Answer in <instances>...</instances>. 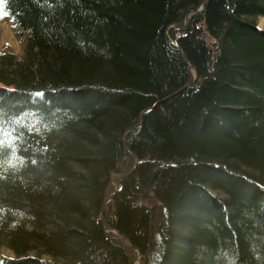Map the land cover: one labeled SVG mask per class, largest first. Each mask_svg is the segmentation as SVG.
<instances>
[{
	"label": "trees",
	"instance_id": "1",
	"mask_svg": "<svg viewBox=\"0 0 264 264\" xmlns=\"http://www.w3.org/2000/svg\"><path fill=\"white\" fill-rule=\"evenodd\" d=\"M205 1L0 0V264H264V0Z\"/></svg>",
	"mask_w": 264,
	"mask_h": 264
},
{
	"label": "rangeland",
	"instance_id": "2",
	"mask_svg": "<svg viewBox=\"0 0 264 264\" xmlns=\"http://www.w3.org/2000/svg\"><path fill=\"white\" fill-rule=\"evenodd\" d=\"M0 23L1 24H3V25H6L7 26V28H8V30H9V33H8V35L7 36H4V38H1L0 37V51H2V50H4V49H6V48H9V49H11V50H14L15 52H17V53H19V54H21V52H22V43H21V40L16 36V34H15V32H14V30H13V27H12V24L10 23V22H8L7 21V19H3V18H0ZM259 25L262 27V29H264V17L263 18H261L260 19V21H259ZM259 26V27H260ZM178 35V33H176V36ZM38 93V92H37ZM38 95H39V93H38ZM119 175H121V174H119V173H114L113 175H112V179H111V191H110V193H109V195L108 196H110L112 193H114L115 192V190H116V183H119L120 184V182L118 181L120 178H122V177H120ZM121 185V184H120ZM112 199V198H111ZM153 198H151V200H148V203H149V205L151 204V205H154V206H156L157 207V210L161 213V214H163V212L164 211H162L164 208H162L161 207V204H159L158 202H156L155 201V199H153ZM110 200V199H109ZM109 200L107 201V202H109ZM150 205V206H151ZM163 217V216H162ZM107 230H109V231H111V229H107ZM113 232H114V234L116 235V234H118L117 232H115L114 230H112ZM113 234V233H112ZM113 234V235H114ZM126 240V242L125 243H128L129 244V241H127L128 239H125ZM2 251H3V253L4 254H6V255H13L12 254V252H11V250H10V248H8L7 246H3L2 247ZM136 256H137V258H136V260H135V264H139V262H140V253H139V251L137 252V254H136ZM136 256H134V257H136Z\"/></svg>",
	"mask_w": 264,
	"mask_h": 264
},
{
	"label": "water",
	"instance_id": "3",
	"mask_svg": "<svg viewBox=\"0 0 264 264\" xmlns=\"http://www.w3.org/2000/svg\"><path fill=\"white\" fill-rule=\"evenodd\" d=\"M206 1H208V0H206ZM206 1H205V3H206ZM205 3L200 7V8H198V9H193V10H190L189 12H188V14L186 15V18H185V22H184V24L180 27V30L182 31V30H187V26H188V21H189V17H190V15L192 14V13H195V12H198V11H201V10H203L204 9V7H205ZM196 72V71H195ZM197 75V74H196ZM141 122H142V117H141ZM141 122L138 124V125H135V126H139V125H141ZM135 126H133V127H135ZM124 142V146L127 148V149H129V147H128V145L126 144V142L125 141H123ZM127 174H125V175H119L120 177H124V176H126ZM116 190H115V192L114 193H112L110 196H107L105 199H104V201H103V204H102V207L107 203V201L109 200V199H111V198H113L117 193H118V191L121 189V185L119 184V183H116ZM165 211V210H164ZM103 216H104V213L103 212H101V216H100V218H101V220L103 221ZM114 231L115 232H117L118 234H121L122 235V233L118 230V229H115L114 228ZM123 236V235H122Z\"/></svg>",
	"mask_w": 264,
	"mask_h": 264
},
{
	"label": "bare ground",
	"instance_id": "4",
	"mask_svg": "<svg viewBox=\"0 0 264 264\" xmlns=\"http://www.w3.org/2000/svg\"><path fill=\"white\" fill-rule=\"evenodd\" d=\"M260 28H262V27L260 26ZM8 33H9V30H8L7 26L0 23V37L1 38H4V36H7ZM104 206H103V208H104ZM119 235L121 236V238L123 239V241L126 242V240H125L126 238L124 237V235L123 234H122L123 236L121 234H119ZM126 244H128V243H126ZM128 245H130V244H128Z\"/></svg>",
	"mask_w": 264,
	"mask_h": 264
}]
</instances>
